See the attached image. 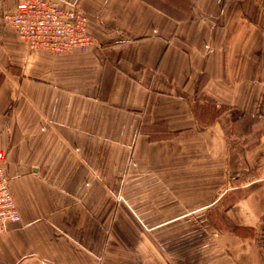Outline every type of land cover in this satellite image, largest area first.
<instances>
[{"label": "crops", "instance_id": "0c3cea01", "mask_svg": "<svg viewBox=\"0 0 264 264\" xmlns=\"http://www.w3.org/2000/svg\"><path fill=\"white\" fill-rule=\"evenodd\" d=\"M46 1L96 43L31 51L0 0V264H264V0Z\"/></svg>", "mask_w": 264, "mask_h": 264}, {"label": "built area", "instance_id": "2783aa9c", "mask_svg": "<svg viewBox=\"0 0 264 264\" xmlns=\"http://www.w3.org/2000/svg\"><path fill=\"white\" fill-rule=\"evenodd\" d=\"M4 20L31 51L65 54L96 43L88 30V15L78 5L66 9L46 0H18L15 8L6 11ZM5 163L6 153L0 149V233L21 219Z\"/></svg>", "mask_w": 264, "mask_h": 264}, {"label": "rangeland", "instance_id": "374dc122", "mask_svg": "<svg viewBox=\"0 0 264 264\" xmlns=\"http://www.w3.org/2000/svg\"><path fill=\"white\" fill-rule=\"evenodd\" d=\"M220 226L224 227V224L219 223Z\"/></svg>", "mask_w": 264, "mask_h": 264}]
</instances>
